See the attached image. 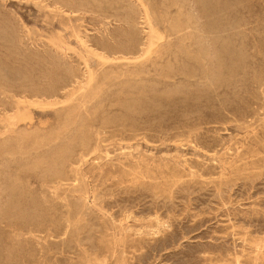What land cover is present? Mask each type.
Wrapping results in <instances>:
<instances>
[{"label":"rangeland","instance_id":"374dc122","mask_svg":"<svg viewBox=\"0 0 264 264\" xmlns=\"http://www.w3.org/2000/svg\"><path fill=\"white\" fill-rule=\"evenodd\" d=\"M145 2L0 0V264H264V0Z\"/></svg>","mask_w":264,"mask_h":264},{"label":"bare ground","instance_id":"6f19581e","mask_svg":"<svg viewBox=\"0 0 264 264\" xmlns=\"http://www.w3.org/2000/svg\"><path fill=\"white\" fill-rule=\"evenodd\" d=\"M73 1V0H72ZM139 3H140V6H141V8H142V12L140 13V16H139V19H141L142 20V24L144 25V30H143V32H144V34L146 35V42L144 43V45H143V47H142V49H141V52H142V55H143V57H147L149 54H151L152 53V51H153V49L159 44V43H161L164 39H165V35H164V33H162L161 31H160V29H159V27L157 26V23H156V21H155V19H154V16L152 15V12H151V10H150V8H149V6L147 5V3L145 2V0H137ZM149 1V0H148ZM176 1H178V0H176ZM181 1V0H180ZM158 4H160V3H158ZM178 4H180V3H178ZM66 5V4H65ZM101 5H102V3H101ZM103 5H105V4H103ZM70 6H72V3H71V5ZM75 6H76V4H75ZM113 6V5H112ZM116 7H117V5H115ZM159 6V5H158ZM157 6V7H158ZM99 7V6H98ZM107 7V6H106ZM114 7V6H113ZM80 8V7H79ZM104 8V7H103ZM181 8V7H180ZM184 8V7H183ZM110 9H111V7H110ZM91 10V9H90ZM101 10H102V8H101ZM79 12V11H78ZM96 12V11H95ZM98 12V11H97ZM70 13V12H69ZM107 13V12H106ZM74 14V13H73ZM82 14V13H81ZM108 14V13H107ZM190 18V17H189ZM69 19V18H68ZM106 19V18H105ZM70 20V19H69ZM192 20V19H191ZM190 20V21H191ZM171 22V21H170ZM76 26H77V24H76ZM74 30V29H73ZM170 31V30H169ZM168 31V32H169ZM71 33V32H70ZM111 38V37H110ZM79 39V38H78ZM77 39V40H78ZM81 43V42H80ZM82 47V46H81ZM110 48V47H109ZM105 49V48H104ZM90 50V49H89ZM101 50V49H100ZM103 51V50H102ZM93 52H95V51H91L90 50V53H93ZM120 52L118 51H114V50H107L106 49V51L105 52H96L95 53V56L98 58V60L100 61V62H108V61H111L113 58H111V56L109 55V54H112L113 55V57H117L116 55H119V56H121V57H123V58H128V56H126V54H119ZM124 53H125V51H124ZM135 54V53H134ZM133 54V55H134ZM87 55V54H86ZM115 59V58H114ZM80 60V59H79ZM97 60V61H98ZM98 64V63H97ZM102 66V65H101ZM99 67V66H98ZM97 71V70H96ZM88 74V73H87ZM94 74V73H93ZM73 76H75V75H73ZM96 76H97V74H96ZM78 77V76H77ZM93 77V76H92ZM166 77V76H165ZM74 78V77H73ZM76 78V77H75ZM74 78V79H75ZM97 78V77H96ZM95 78V79H96ZM124 78V77H123ZM93 79V78H92ZM94 80V79H93ZM117 81V80H116ZM165 81V80H164ZM93 83V82H92ZM106 88V87H105ZM81 92V91H80ZM24 104V103H23ZM17 107V106H16ZM19 107V106H18ZM64 107V106H63ZM85 110V109H84ZM20 115H21V113H20ZM15 118V117H14ZM10 119H12V117L10 118ZM9 119V120H10ZM13 120H16V119H13ZM4 122H7V121H4ZM10 122H11V120H10ZM13 122V121H12ZM13 124V123H12ZM9 128H10V126H9ZM19 134V133H18ZM36 134V133H35ZM20 135H21V133H20ZM25 136H26V134H25ZM24 136V137H25ZM32 136V135H31ZM36 135H34L33 137H35ZM27 137H28V135H27ZM33 137H32V139L31 140H33ZM29 139H30V136H29ZM35 139V138H34ZM48 139V138H47ZM10 141H11V139H9ZM40 142H41V140H39ZM44 141V140H43ZM21 142H23V141H21ZM26 142H29L28 140L26 141ZM42 143V142H41ZM1 144V143H0ZM4 146V145H3ZM7 152V151H6ZM1 154V153H0ZM2 155V154H1ZM86 155V154H85ZM3 158H4V156H3ZM3 158H1V159H3ZM83 158V157H82ZM61 160V159H60Z\"/></svg>","mask_w":264,"mask_h":264}]
</instances>
